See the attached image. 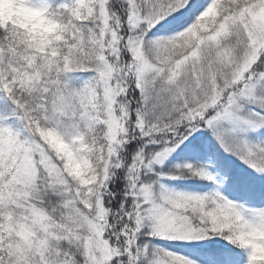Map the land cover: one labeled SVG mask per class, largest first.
Wrapping results in <instances>:
<instances>
[{
	"label": "snow or ice",
	"instance_id": "snow-or-ice-1",
	"mask_svg": "<svg viewBox=\"0 0 264 264\" xmlns=\"http://www.w3.org/2000/svg\"><path fill=\"white\" fill-rule=\"evenodd\" d=\"M0 264H264V0H0Z\"/></svg>",
	"mask_w": 264,
	"mask_h": 264
}]
</instances>
